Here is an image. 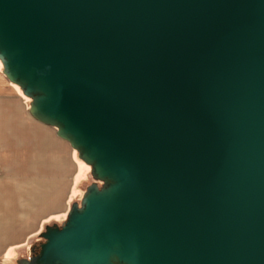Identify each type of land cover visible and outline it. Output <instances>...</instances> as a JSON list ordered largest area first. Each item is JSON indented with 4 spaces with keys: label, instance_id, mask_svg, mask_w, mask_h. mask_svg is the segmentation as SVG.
I'll return each mask as SVG.
<instances>
[{
    "label": "water",
    "instance_id": "1",
    "mask_svg": "<svg viewBox=\"0 0 264 264\" xmlns=\"http://www.w3.org/2000/svg\"><path fill=\"white\" fill-rule=\"evenodd\" d=\"M0 64L92 179L16 264H264V0H0Z\"/></svg>",
    "mask_w": 264,
    "mask_h": 264
},
{
    "label": "rangeland",
    "instance_id": "2",
    "mask_svg": "<svg viewBox=\"0 0 264 264\" xmlns=\"http://www.w3.org/2000/svg\"><path fill=\"white\" fill-rule=\"evenodd\" d=\"M13 86L2 75L0 65L1 179L2 185L5 186L1 188L2 196L15 198L17 201L15 208L20 211L17 213L24 214H26L23 211L24 207L27 208V212H34L33 209H36L39 201L43 199L49 211L45 224L59 226L65 220L66 211L71 204L80 202L92 179L89 172L85 177L86 168L81 166L80 175L83 180L74 187L73 179L77 175V166L73 151L67 143L55 137L54 129L28 120L25 107L21 106L18 100V95L21 94ZM37 152L38 155H34ZM40 152L43 155H39ZM36 167L45 173L41 181L40 178L37 180ZM19 183H26L29 186H18ZM73 188L75 193L71 194ZM22 202H26L24 207L21 205ZM40 242L42 240L39 236H35L29 244L33 247ZM24 256L28 258L30 251Z\"/></svg>",
    "mask_w": 264,
    "mask_h": 264
},
{
    "label": "crops",
    "instance_id": "3",
    "mask_svg": "<svg viewBox=\"0 0 264 264\" xmlns=\"http://www.w3.org/2000/svg\"><path fill=\"white\" fill-rule=\"evenodd\" d=\"M14 88L18 91L16 87ZM18 96H19L18 100L21 102V106L25 107L24 110H26L28 120L41 125L40 123L34 121L30 117L28 113L29 103H27L25 99L21 97V95ZM26 103L28 105L27 107H26ZM0 113H1V105H0ZM54 135L58 140H60L56 136L55 132ZM60 141L64 142L62 140ZM0 144H1V134H0ZM72 154L76 159V166H77V175L73 179V185L75 187L77 186V184L80 183L81 180H83V178L81 179V175H80L82 171L81 168L82 165L80 164L81 162L79 163V161L77 160L76 156L74 155V152ZM34 155H38V152L35 153ZM39 155H43L42 152H40ZM35 170H36L35 174L37 180L40 178L41 181L45 173L41 170V168L39 169V167H36ZM87 171H88L87 169L84 170L85 176L87 175L86 174ZM18 186L26 187L29 185L26 183H22V184L19 183ZM2 187L5 186L2 185V179H1V152H0V264H16V261L25 258L24 255L26 253L29 254L31 248L29 244L30 240H32L35 236H39L42 230H44V228L47 226V224H45V220L49 217L48 205L42 199V201L41 200L39 201V206L36 209H33L34 212H27L26 211L27 208L24 207V204H26V202L25 203L22 202L21 205L24 207L23 211L26 212V214H24L23 212L17 213L20 211H17L15 208L17 204L16 199L13 198L12 196H8V197L6 195L2 196V191H1ZM74 193H75V189L73 188L71 194ZM67 212L68 210L66 211V213Z\"/></svg>",
    "mask_w": 264,
    "mask_h": 264
},
{
    "label": "bare ground",
    "instance_id": "4",
    "mask_svg": "<svg viewBox=\"0 0 264 264\" xmlns=\"http://www.w3.org/2000/svg\"><path fill=\"white\" fill-rule=\"evenodd\" d=\"M1 65V64H0ZM14 87H16V86H14ZM17 88V87H16ZM18 89V88H17ZM19 90V89H18ZM20 91V90H19ZM20 93H21V91H20ZM21 95H22V93H21ZM23 96V95H22ZM24 97V96H23ZM25 98V97H24ZM25 99H27V98H25ZM73 152H75V151H73ZM76 153V152H75ZM76 158H77V154H76ZM77 160H78V158H77ZM79 162H81L80 160H78ZM82 163V162H81ZM85 167H87L84 163H82ZM88 169H89V167H87ZM86 168V169H87ZM89 171H90V169H89ZM86 177V176H85Z\"/></svg>",
    "mask_w": 264,
    "mask_h": 264
},
{
    "label": "trees",
    "instance_id": "5",
    "mask_svg": "<svg viewBox=\"0 0 264 264\" xmlns=\"http://www.w3.org/2000/svg\"><path fill=\"white\" fill-rule=\"evenodd\" d=\"M19 91V90H18ZM19 93H20V91H19ZM21 94V93H20ZM22 96V95H21ZM23 97V96H22ZM24 98V97H23ZM25 99V98H24ZM25 101L27 102V101H29L28 99H25ZM74 155L76 156V153L74 152ZM80 163V162H79ZM82 166H83V164L82 163H80ZM85 167V166H84ZM87 170L89 171V169L87 168ZM88 171H87V173H88Z\"/></svg>",
    "mask_w": 264,
    "mask_h": 264
}]
</instances>
